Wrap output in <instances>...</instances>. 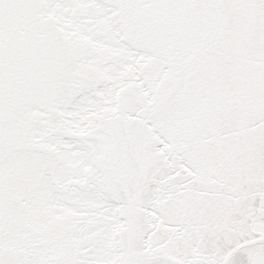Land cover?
Instances as JSON below:
<instances>
[{"label": "snow or ice", "instance_id": "obj_1", "mask_svg": "<svg viewBox=\"0 0 264 264\" xmlns=\"http://www.w3.org/2000/svg\"><path fill=\"white\" fill-rule=\"evenodd\" d=\"M0 264H264V0H0Z\"/></svg>", "mask_w": 264, "mask_h": 264}]
</instances>
